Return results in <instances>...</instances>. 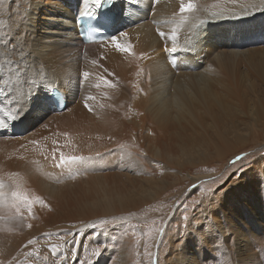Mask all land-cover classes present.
Returning a JSON list of instances; mask_svg holds the SVG:
<instances>
[{
  "label": "bare ground",
  "instance_id": "obj_1",
  "mask_svg": "<svg viewBox=\"0 0 264 264\" xmlns=\"http://www.w3.org/2000/svg\"><path fill=\"white\" fill-rule=\"evenodd\" d=\"M50 2L0 0V264H142L123 217L247 147L237 119L264 129V0H114L89 44L76 16L99 3ZM238 174L167 228L157 264L260 262L264 156Z\"/></svg>",
  "mask_w": 264,
  "mask_h": 264
},
{
  "label": "rangeland",
  "instance_id": "obj_2",
  "mask_svg": "<svg viewBox=\"0 0 264 264\" xmlns=\"http://www.w3.org/2000/svg\"><path fill=\"white\" fill-rule=\"evenodd\" d=\"M51 1L53 2L46 4L49 5L57 2L64 3V0H51ZM48 5L46 6V8L50 9ZM116 12H117L116 16L117 18H119L121 12H118V10H116ZM238 67L240 68L239 72L244 70V66L241 62L238 65ZM247 85L245 82L244 84L241 83L240 94H242V97L244 98L245 102L251 105L253 98L255 97V95L257 96L258 92L256 88H254L253 90L249 89L248 88L249 86L246 88ZM243 90H245L244 93H241L243 92ZM246 90L248 91L247 95H246L247 92ZM253 91H256V94H254L255 92ZM248 96H251L249 97L251 100L247 98ZM246 99H248L249 102ZM239 115L242 117L243 115L245 116L247 114H244L243 112H239ZM240 116L238 118H240ZM246 118L247 116L237 119L234 124L235 125L237 124L238 127L234 125L235 126L234 130L237 128L238 130L236 129L235 132H239V133L240 132L248 133L254 130L252 133L250 132L251 135L249 136L247 147H243L242 150H239V152H236L232 156L226 157L220 162L219 161L213 162L208 166L205 165L206 167L199 166L200 169H198L195 172L196 175H209V176H206L198 180L197 182L190 184L184 183L181 186L177 187L174 185L178 184L179 180L177 178L179 177L176 178L172 177L171 182L173 185H171V187L167 189H164L163 195L158 197L155 202L151 203V205L150 204L144 205L142 212L131 213L128 216L126 214V216L123 217V220L127 221V223H131V222H133V224L136 223L135 225L141 227L142 229V233L140 235L143 237L142 264H157L159 248H161L160 243L165 241L164 237L167 228L171 226L172 229L182 231V228L185 224V220L187 218L186 213L187 211L191 210L192 207L194 208L196 205L199 204L200 200H198L197 198L200 195L204 194L205 192L214 193L218 191L220 188H222V186L224 187L225 183L230 181L235 176L239 175L238 173L241 174L243 170L248 168V166H251V164H253L254 161H257V159H260V157L264 156V129H262L260 126L258 127L256 124L251 123L248 120L246 121L245 120ZM241 121L243 125L242 124L239 125ZM256 130H258V133H255ZM162 175L163 178L167 177L165 173H163ZM54 245L58 246L59 242H55ZM262 255L264 254L262 253L260 255L261 258L259 257L260 262L258 264H264V256ZM214 258H215L214 264H223L222 258L218 259L217 254L214 255Z\"/></svg>",
  "mask_w": 264,
  "mask_h": 264
},
{
  "label": "snow or ice",
  "instance_id": "obj_3",
  "mask_svg": "<svg viewBox=\"0 0 264 264\" xmlns=\"http://www.w3.org/2000/svg\"><path fill=\"white\" fill-rule=\"evenodd\" d=\"M96 2L99 3V0H96ZM192 8H193V4L191 2H189L187 4H182L181 7H180V11L181 12H187V11H191ZM160 35L163 36L164 34L160 33ZM175 38H176V34H175V29H174L173 32H172L171 39L173 41H175ZM112 45H113L114 48H116L120 52H124V53H130L131 52V45L130 44L120 43L118 41V39L115 38V37L112 38ZM175 50H176L175 47H173L172 51L174 52ZM88 75H89L88 72H84L83 73L84 77H87ZM103 83L105 85L111 86V85H109V82L107 80H104ZM85 107H88V105L86 104ZM69 159H71V158H69ZM238 159H239V157H238ZM63 160H64V157L62 156L61 157V161L63 162ZM13 194L14 195H19V193H13ZM31 243H32V241H29V244H31Z\"/></svg>",
  "mask_w": 264,
  "mask_h": 264
}]
</instances>
